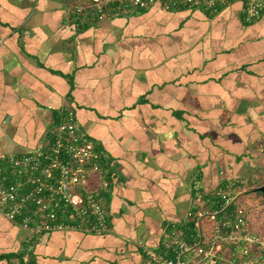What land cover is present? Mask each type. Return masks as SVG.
<instances>
[{
  "label": "crops",
  "instance_id": "1",
  "mask_svg": "<svg viewBox=\"0 0 264 264\" xmlns=\"http://www.w3.org/2000/svg\"><path fill=\"white\" fill-rule=\"evenodd\" d=\"M76 1L0 0V175L73 108L109 152L110 230L33 234L0 211V264H141L219 189L264 183V14L156 2L85 25Z\"/></svg>",
  "mask_w": 264,
  "mask_h": 264
},
{
  "label": "built area",
  "instance_id": "2",
  "mask_svg": "<svg viewBox=\"0 0 264 264\" xmlns=\"http://www.w3.org/2000/svg\"><path fill=\"white\" fill-rule=\"evenodd\" d=\"M232 1L78 0L71 11L80 22L97 23L156 2L167 9L201 8L215 14ZM243 1L246 21L264 14V0ZM109 158L105 148L79 130L76 112L68 108L44 143L5 158L0 211L33 234L56 229L106 233L110 224L105 192L114 173ZM240 191L233 184L221 188L214 207L190 209L183 224H169L157 247H144L141 264H264V236L250 228ZM233 203L239 207L232 214L228 208Z\"/></svg>",
  "mask_w": 264,
  "mask_h": 264
},
{
  "label": "rangeland",
  "instance_id": "3",
  "mask_svg": "<svg viewBox=\"0 0 264 264\" xmlns=\"http://www.w3.org/2000/svg\"><path fill=\"white\" fill-rule=\"evenodd\" d=\"M260 181L248 182L249 186H247L244 191H240L239 195L240 202L248 215L247 221L250 228L264 236V194L262 191H259V188L255 189Z\"/></svg>",
  "mask_w": 264,
  "mask_h": 264
},
{
  "label": "trees",
  "instance_id": "4",
  "mask_svg": "<svg viewBox=\"0 0 264 264\" xmlns=\"http://www.w3.org/2000/svg\"><path fill=\"white\" fill-rule=\"evenodd\" d=\"M89 24L88 22L85 24L87 25ZM253 190V189H251ZM261 191V190H259ZM262 193L264 194V192L262 191ZM220 205V202H217V206ZM239 207V204L238 203H233L229 208L228 210L232 212V214L237 210V208ZM244 215H247L246 212L244 213Z\"/></svg>",
  "mask_w": 264,
  "mask_h": 264
},
{
  "label": "water",
  "instance_id": "5",
  "mask_svg": "<svg viewBox=\"0 0 264 264\" xmlns=\"http://www.w3.org/2000/svg\"><path fill=\"white\" fill-rule=\"evenodd\" d=\"M258 188H259L261 191L264 192V183H263L262 185L258 186L256 189H258Z\"/></svg>",
  "mask_w": 264,
  "mask_h": 264
}]
</instances>
